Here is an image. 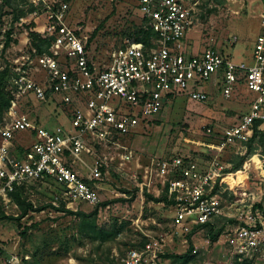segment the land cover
Returning a JSON list of instances; mask_svg holds the SVG:
<instances>
[{
    "label": "rangeland",
    "instance_id": "obj_1",
    "mask_svg": "<svg viewBox=\"0 0 264 264\" xmlns=\"http://www.w3.org/2000/svg\"><path fill=\"white\" fill-rule=\"evenodd\" d=\"M62 3L68 6L66 22L87 40L88 59L97 69L104 68L110 53L126 40L136 38L138 29L146 26L138 0H12V8L4 6L0 10V70L5 66L11 70L10 92L14 69L21 65L36 81L45 82L38 58L29 53L28 37L47 23L46 8ZM189 4L193 6V24L182 41L189 54L212 47L235 63H252L262 0L248 4L244 0H189ZM20 14L23 16L15 20ZM7 35L10 43L3 50ZM233 37L236 44L229 42ZM242 80L229 99L223 97L218 80L212 79L201 87L207 101L188 102L178 97L167 101L156 116L141 122L122 142L133 152L132 161L119 171L115 169L119 164L115 154L112 167L97 184L100 201L96 206L66 205L60 188L51 181H31L24 186L22 199L33 209L19 220L15 218L20 216V209L12 202H1L0 217L12 219H0V264L15 253L27 256L26 264H121L128 252L140 251L151 242L160 245L158 264H182L179 258L183 256H187L185 264H264L258 255L238 261L227 243L228 234L236 229L250 204L261 205L264 224V177L252 166L253 158L262 154L264 158V146L257 141L251 143L257 154L249 156L240 170L224 177L219 190L221 215L209 224L186 231L178 229L172 206L146 197L162 194L158 179L147 173L154 158L181 157L201 166L217 160L232 168L246 154L249 142L218 148L222 132L248 113L254 98ZM13 102L35 126L50 132L57 127L71 129L72 106L62 104L59 97L46 103L31 97ZM35 141L33 131L15 133L12 154L22 155ZM96 150L98 155L113 156L115 152L99 147ZM76 169L86 176L83 168ZM62 205L73 214L60 211Z\"/></svg>",
    "mask_w": 264,
    "mask_h": 264
},
{
    "label": "built area",
    "instance_id": "obj_2",
    "mask_svg": "<svg viewBox=\"0 0 264 264\" xmlns=\"http://www.w3.org/2000/svg\"><path fill=\"white\" fill-rule=\"evenodd\" d=\"M262 1L260 33L250 65L226 59L212 47L196 54L187 52L182 41L193 24L189 0H138L139 12L155 38L148 46L126 40L110 53L102 69L89 61L87 40L66 22L67 4L48 6L47 23L38 33L51 38V44L47 52L35 56L46 80L36 81L21 65L14 69L11 94L13 100L31 97L40 103L59 97L62 104L72 106L71 129L57 127L50 132L35 126L12 100L0 127V203L12 202L10 194L31 181L49 180L60 188L66 205L96 206L100 201L97 184L109 172L115 154L119 159L115 169L121 171L133 159V152L123 140L141 122L156 116L167 101L178 97L188 102L207 101L201 87L212 79L218 80L226 99L241 78L254 94L248 113L222 132L218 148L246 144L256 123L257 129L264 132ZM229 42L236 44L237 39L233 37ZM25 130L33 131L36 141L22 155H13L14 135ZM96 147L112 149L114 155H98ZM77 166L87 172L86 176L79 174ZM229 169L217 160L201 166L173 157L152 159L147 173L158 179L162 193L171 202L174 225L186 231L201 228L221 215V198L215 186L219 179L232 175ZM255 205L248 206L244 218H239L236 229L228 234L227 243L238 261L257 255L264 259V224ZM159 251L158 242L147 243L140 251L128 252L121 264H158ZM27 259L15 253L2 264H26Z\"/></svg>",
    "mask_w": 264,
    "mask_h": 264
},
{
    "label": "trees",
    "instance_id": "obj_3",
    "mask_svg": "<svg viewBox=\"0 0 264 264\" xmlns=\"http://www.w3.org/2000/svg\"><path fill=\"white\" fill-rule=\"evenodd\" d=\"M21 1H26V0H21ZM4 6L12 8L13 7L12 0H2L1 4H0V10ZM20 15L21 16L16 15L15 20H17L19 17L23 16L22 14H20ZM0 19H1V17H0ZM8 35L4 41L3 50L6 49L10 43V38ZM28 38L30 41L29 53L32 56H34V57L40 56L43 53L48 51L49 46L51 44V38L42 37V35H40L37 32H31L29 34ZM154 38H155V34L150 30V28L148 26H141L137 31V37L132 39V40L135 42L143 43L145 46H148L150 41ZM11 76H12V73H11V70L8 66H5L0 70V127L3 125L4 117L6 115L8 108L11 105L12 100H13V95L11 94V92L9 90V80H10ZM257 124L258 123L255 124L253 136L249 140L248 149L246 151V154L239 159L238 163L233 164L232 168L227 170L228 172L240 170L242 168L243 163L247 160V158L249 156L257 154V152H256L257 148L252 147V145H251L252 142L257 141V143L260 147L264 146V132H260L257 129ZM252 161H253L252 166H253L254 171H256V169H257L258 174L261 175L262 177H264L263 154H262V156H259L258 158H253ZM224 179H226V178H221L217 181L216 186H215L216 191L219 192L220 186L223 183ZM45 181H49V180H45ZM23 190H24V186L17 188L13 193L10 194V198H11L12 203L15 204L20 209V216L15 218V220H19L21 217L26 215L29 210L33 209L32 205L30 203H28L22 199L21 193ZM146 197L148 199L155 201V202H158V203L164 202L167 205H171V202L167 200L166 195L163 193L158 198H154L153 196H150L148 194H146ZM254 207L255 208H262L261 205H259V204H256ZM60 211H64L65 213H68V214H73L72 212H70L68 210H64L63 205L60 208ZM78 214H81V213H78ZM0 219H12V217H6V216L2 215L0 217ZM218 234H219V232H217V234H215V236H212V239L213 240L216 239ZM189 249L192 250V245H190ZM165 257H169V256H165ZM179 259L182 260V264H185L187 261L186 260L187 256L180 257Z\"/></svg>",
    "mask_w": 264,
    "mask_h": 264
},
{
    "label": "crops",
    "instance_id": "obj_4",
    "mask_svg": "<svg viewBox=\"0 0 264 264\" xmlns=\"http://www.w3.org/2000/svg\"><path fill=\"white\" fill-rule=\"evenodd\" d=\"M251 0H246V3L248 4L249 2H250ZM244 2H245V0H244ZM262 3H263V1H262ZM247 6V5H246ZM234 13H236V12H234ZM131 137V136H130Z\"/></svg>",
    "mask_w": 264,
    "mask_h": 264
}]
</instances>
